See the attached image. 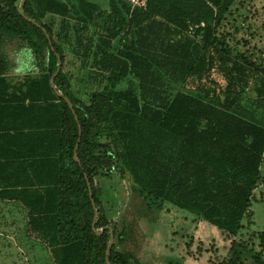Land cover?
Returning <instances> with one entry per match:
<instances>
[{
    "label": "trees",
    "instance_id": "obj_1",
    "mask_svg": "<svg viewBox=\"0 0 264 264\" xmlns=\"http://www.w3.org/2000/svg\"><path fill=\"white\" fill-rule=\"evenodd\" d=\"M107 1L0 0V44L24 35L36 53V68L15 76L0 53V199L24 205L55 264H137L115 243L107 254L116 222L104 179L123 163L160 210L194 213L231 239L220 264H264L243 232L264 185V82H252L264 80V50L226 29L237 0ZM50 14L79 32L100 18L85 53L106 85L88 103L73 92Z\"/></svg>",
    "mask_w": 264,
    "mask_h": 264
},
{
    "label": "rangeland",
    "instance_id": "obj_2",
    "mask_svg": "<svg viewBox=\"0 0 264 264\" xmlns=\"http://www.w3.org/2000/svg\"><path fill=\"white\" fill-rule=\"evenodd\" d=\"M94 1L100 3L105 10L109 8L107 0ZM131 2L136 4L134 0ZM44 22L52 25L54 40L60 42L66 51L65 70L71 79L74 94L88 103L91 94L102 90L106 85L105 73L92 65V53H85L86 46H93L94 36L100 30V18L96 16L94 25L80 32L73 19L69 20L68 26L63 27L62 17L50 14ZM227 22L230 24L226 28L228 31L233 32L232 26H239L241 30L234 31L238 36L244 35V38L249 39L250 46L257 45L264 50V0H237ZM31 40L28 36L5 33L0 53L7 60L13 74L21 75L36 68V53ZM41 49L45 51L46 60L50 61L47 47L44 45ZM259 64L261 67V62ZM259 70L264 74L263 67ZM258 79L259 77L252 82H264ZM247 92L255 94L251 89ZM251 108L254 109L255 104ZM257 109L261 114L264 113L263 106ZM260 122L264 124V117H261ZM107 142L110 143L111 140L108 139ZM112 144L118 151L119 147ZM261 175L264 179V159ZM102 199L106 215L116 222L113 243L119 250L132 254L137 264H220L228 253L231 239L225 238L214 225L208 224L194 213L171 205L169 211L160 210L153 197L145 198L144 193L133 184L129 170L123 163L114 174L104 179ZM251 208L254 216L250 224L243 221L246 226L244 237L247 239V233L253 232L256 249H262L264 256L260 240V234L264 232V185L257 187L256 199H253ZM19 223L22 224L23 220L20 219ZM2 224L0 223V227ZM21 226L24 231L19 228L0 233V264H54L46 244L35 234L28 236L27 222ZM244 264L254 262L251 258H245Z\"/></svg>",
    "mask_w": 264,
    "mask_h": 264
},
{
    "label": "crops",
    "instance_id": "obj_3",
    "mask_svg": "<svg viewBox=\"0 0 264 264\" xmlns=\"http://www.w3.org/2000/svg\"><path fill=\"white\" fill-rule=\"evenodd\" d=\"M15 75L17 74H12L11 76H15ZM20 219L23 220V223H22L23 226H24V222H27L28 236L29 234H33L29 232L28 213L24 205L19 200L0 199V223H3L2 226L0 227V233H2L3 230L10 229L12 231H15V230H18L19 228H22L21 226L22 224L19 223ZM22 229L24 231V227ZM35 239L37 240V238Z\"/></svg>",
    "mask_w": 264,
    "mask_h": 264
},
{
    "label": "water",
    "instance_id": "obj_4",
    "mask_svg": "<svg viewBox=\"0 0 264 264\" xmlns=\"http://www.w3.org/2000/svg\"><path fill=\"white\" fill-rule=\"evenodd\" d=\"M23 2H24V0H23ZM59 69H60V68H59ZM58 71H59V70H58ZM113 241H114V235L112 234L111 239H110V241H109V243H108L107 254H109V252H110V248H111V245L113 244Z\"/></svg>",
    "mask_w": 264,
    "mask_h": 264
},
{
    "label": "built area",
    "instance_id": "obj_5",
    "mask_svg": "<svg viewBox=\"0 0 264 264\" xmlns=\"http://www.w3.org/2000/svg\"><path fill=\"white\" fill-rule=\"evenodd\" d=\"M142 1H143V0H142ZM134 2H135L136 4H137V3H141V1L139 2V0H137V1L134 0Z\"/></svg>",
    "mask_w": 264,
    "mask_h": 264
}]
</instances>
